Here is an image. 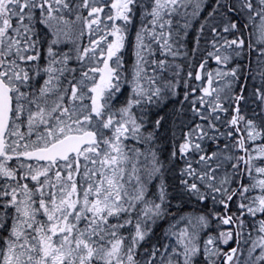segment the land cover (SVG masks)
<instances>
[{
    "label": "snow or ice",
    "instance_id": "1",
    "mask_svg": "<svg viewBox=\"0 0 264 264\" xmlns=\"http://www.w3.org/2000/svg\"><path fill=\"white\" fill-rule=\"evenodd\" d=\"M0 264H264V0H0Z\"/></svg>",
    "mask_w": 264,
    "mask_h": 264
}]
</instances>
